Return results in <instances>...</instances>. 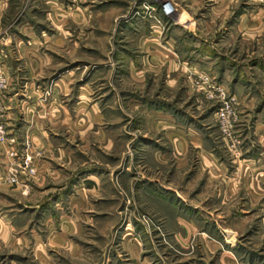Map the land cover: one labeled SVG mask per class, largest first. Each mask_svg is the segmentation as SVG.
Instances as JSON below:
<instances>
[{
	"label": "rangeland",
	"instance_id": "1",
	"mask_svg": "<svg viewBox=\"0 0 264 264\" xmlns=\"http://www.w3.org/2000/svg\"><path fill=\"white\" fill-rule=\"evenodd\" d=\"M228 1L234 11L170 0L181 13L165 17L154 0H0V264H224V251L233 264H264V152L252 136L254 118L264 119V29L235 22L264 9ZM229 14L215 32L211 15ZM194 25L201 38L186 32ZM168 41L181 53L207 47L202 57L215 58L220 73L202 59L168 79ZM221 92L233 98L226 117ZM180 129L186 139L189 129L211 138L231 176L245 155V192L230 211L192 216L208 221L215 247L200 243L202 232L177 241L161 208L178 203L176 190L199 164L192 145L179 163ZM25 151L34 172L19 170L11 185Z\"/></svg>",
	"mask_w": 264,
	"mask_h": 264
},
{
	"label": "crops",
	"instance_id": "2",
	"mask_svg": "<svg viewBox=\"0 0 264 264\" xmlns=\"http://www.w3.org/2000/svg\"><path fill=\"white\" fill-rule=\"evenodd\" d=\"M212 1L213 4L215 5L213 9L217 10L215 12L227 11V8L229 7H231L230 9H232L231 2L228 0H225V2H218L217 0H212ZM171 2H173V0H171ZM175 11L177 15L181 13L177 8L174 9V12ZM245 18L248 22H251V24H253L251 25L252 29H256V31L264 29V13L262 11L260 12L256 11L253 14L244 13V12L238 13L235 22L244 24ZM232 19H233L232 14L225 16L216 15V17L211 15L209 21H217V23L219 24V27L214 29V31L216 32L217 30H220L222 28L224 23L226 22L230 23L229 21ZM150 21H151L150 24L154 27L156 23L153 20ZM189 27L191 28V26L186 27V32L190 37L192 38L202 37V35L199 34L198 28L195 27V25L194 27H192L193 29H190ZM225 27L223 29H226ZM151 34L152 36L150 40L156 42V34H154L153 31ZM169 39L173 40L172 37H169ZM164 46H168V47H162L164 49L162 55L165 56L168 55L167 60H165L166 65L164 68V71L166 72L165 76L168 79L170 78L172 79V77L174 78L175 76L176 77H180L181 75L183 76L182 71H185L188 68H192V69L198 67L201 68L202 59L203 61L209 60V64H211L210 66H213V68H215V75L220 70V66L218 65V63H216L217 60L215 58L213 59L210 57L208 58V56H205V58L202 57L203 50L206 51L208 49L207 47L202 48L203 46H200V48H193L190 49L188 52L181 53V51L177 50L175 47H172L173 45L171 44V41H168L167 45ZM149 51H151L150 48ZM157 51L159 50L155 49L153 52H157ZM211 51L208 50L207 54L211 55L212 53ZM191 53H195L196 56L193 58V64L187 65L184 58L185 57L190 58ZM180 59L182 60L180 61ZM245 95H249L250 101L255 100L254 99L255 94L251 93L250 91H247ZM259 98H262L260 93H259ZM250 114L251 113L245 115L247 119L248 118L250 119L251 116ZM252 129H253L252 136L255 138V141H257V143L262 146V150L264 152V119L260 118L258 114L257 117H255L253 120ZM189 132L190 134L194 135L193 140L186 139V137L182 135L181 129L177 134L178 138H177V143L175 145L178 154V161L179 163L182 164V167L185 166L187 153L189 147H191L192 145V147L197 151L199 157L198 168L196 170V173L193 175V179L187 181V184H184L183 186L179 185V188L176 190L177 191L176 197L178 199V203L175 205V202L173 201L169 203L163 201L164 203L161 202V208L164 209L162 210L163 213L167 215V217H169V222L171 223L170 225L172 226L169 229L173 231V235L177 239V241H181V240L183 241L186 239L188 240L192 236L198 234L199 232H202V234L199 235L200 236L199 240H201L200 243H204L205 245L207 244L211 247L213 246L215 247L216 242L211 237H209V235L207 234L208 230L204 227L205 222L208 221L205 218H204L205 220L198 221L196 218H193L192 216L194 213L200 214L201 216L205 215L209 220L210 218L208 216L210 215L213 216V213L225 215L230 211L229 210V203L231 201L230 199L234 198L236 195L241 194L242 192L243 193L245 192L244 191L245 190V186H244L245 155L242 154L243 156L241 158L242 161H239L238 164L239 168L237 170L238 174L231 176L228 173H226L227 164L223 161H219L217 157L218 156L217 152L215 150V147L213 146L212 143L213 141L211 140V138L205 136V133L203 135L202 131L197 129L195 130L189 129ZM185 133L186 131L184 130L183 134L185 135ZM191 141H195V142H193V144H190ZM241 168H242V172H241ZM199 184H202L203 186L200 189V191L197 192L196 188H198ZM167 188L169 190L170 189L173 190L171 187H167ZM191 191H193V193ZM213 199L220 200V202L213 204L211 203ZM153 210L155 213L161 215V211H158L156 208H154ZM215 220L217 219L215 218ZM215 225L218 227V224ZM210 226H212L211 223ZM203 234L208 239L205 236H203ZM225 260L229 264L234 263L232 257L227 252L224 251L220 255V262H223L225 264L226 263Z\"/></svg>",
	"mask_w": 264,
	"mask_h": 264
},
{
	"label": "built area",
	"instance_id": "3",
	"mask_svg": "<svg viewBox=\"0 0 264 264\" xmlns=\"http://www.w3.org/2000/svg\"><path fill=\"white\" fill-rule=\"evenodd\" d=\"M260 6L264 9V0H257ZM154 3L156 6L159 5V8L163 15L165 17H170L171 14L174 11V7L171 4L170 0H154ZM153 4H145L143 7L147 11V16L148 18H152L153 21L156 23H160V20L156 17L155 13V8H157ZM221 98V107H220V116L221 117H226L228 112L230 113L231 111V101H233V98H226L225 95L221 92L220 95ZM1 109H0V140L4 139L5 137V127L3 124V121L1 119ZM19 170H23L25 174H32L34 172V168L32 165V155L29 154L27 151L22 153L20 157H18L17 163L14 164L11 169H10V174L8 177L9 183L12 184H17V175H19Z\"/></svg>",
	"mask_w": 264,
	"mask_h": 264
}]
</instances>
